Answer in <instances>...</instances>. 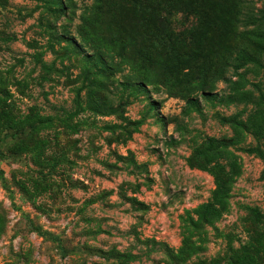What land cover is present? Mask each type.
I'll list each match as a JSON object with an SVG mask.
<instances>
[{
    "label": "rangeland",
    "instance_id": "obj_1",
    "mask_svg": "<svg viewBox=\"0 0 264 264\" xmlns=\"http://www.w3.org/2000/svg\"><path fill=\"white\" fill-rule=\"evenodd\" d=\"M251 18L264 0H0V264H264V161L222 121L248 113L224 76L264 88Z\"/></svg>",
    "mask_w": 264,
    "mask_h": 264
},
{
    "label": "trees",
    "instance_id": "obj_2",
    "mask_svg": "<svg viewBox=\"0 0 264 264\" xmlns=\"http://www.w3.org/2000/svg\"><path fill=\"white\" fill-rule=\"evenodd\" d=\"M252 19V26L255 30L248 31V33L243 34L246 42L255 47L256 50L264 52V25H258L259 20ZM245 41L243 40V63L240 61H234L230 64L229 69L231 71V76H237L240 79L239 71H243L248 67V62L252 63L255 61L248 60L247 58V47L245 46ZM260 44V45H259ZM250 53V52H248ZM258 63V62H257ZM260 69H264V66L259 63ZM264 75V74H263ZM225 77V76H224ZM222 78V82L227 85L229 94L222 98V102L229 104L232 103H243L248 108V113L245 119H241L240 115H236L230 118H224L222 121L224 124H228L231 127H235L240 124L247 131L251 133L252 136L256 138L257 146L253 150H249L257 153L258 156L264 161V88L261 81L257 83H249L251 90H246L243 86V92L237 90L240 81L233 82L231 78ZM230 165L233 167L234 164L231 162ZM229 183L230 174H226L225 177L215 178V190L211 195L208 203L198 209L196 212V217L200 221L205 223L212 222L218 219L223 214V209L229 196Z\"/></svg>",
    "mask_w": 264,
    "mask_h": 264
}]
</instances>
